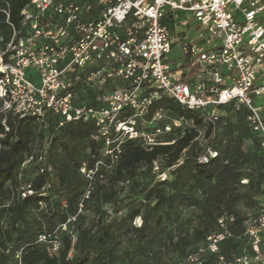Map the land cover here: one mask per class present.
Instances as JSON below:
<instances>
[{
  "label": "built area",
  "instance_id": "2783aa9c",
  "mask_svg": "<svg viewBox=\"0 0 264 264\" xmlns=\"http://www.w3.org/2000/svg\"><path fill=\"white\" fill-rule=\"evenodd\" d=\"M11 1L0 0L12 29L0 49V122L8 131L9 115L44 125L53 114L61 126L93 124L109 160L97 161L94 170L84 163L81 172L89 179L118 162L124 141L167 144L160 137L178 120L143 126L164 117L163 109L153 112L163 97L200 112L213 128L222 107L246 109L264 148V0H28L19 26ZM175 49L179 55L171 59ZM218 156L209 148L200 163ZM154 172L159 181L169 178L157 162ZM233 222L219 219L209 252L219 253ZM244 236L248 248L237 257L220 255L216 264H264V197ZM200 254L189 262L204 264Z\"/></svg>",
  "mask_w": 264,
  "mask_h": 264
},
{
  "label": "trees",
  "instance_id": "16d2710c",
  "mask_svg": "<svg viewBox=\"0 0 264 264\" xmlns=\"http://www.w3.org/2000/svg\"><path fill=\"white\" fill-rule=\"evenodd\" d=\"M27 3L11 1L17 26ZM3 7L0 2V49L12 36ZM159 109L204 127L209 145L200 147L196 127L177 137L166 133L160 141L167 144L152 148L127 140L118 162L101 167L92 180L81 172L83 164L94 170L97 161L109 160L104 141L94 139L93 124L61 126L62 118L53 114L44 125L9 115L8 131L0 122V264H168L170 253L186 264L197 252L204 264H216L220 255L240 256L248 248L244 233L249 219L240 217L237 208L253 207L255 217L264 197V148L248 125L246 109L222 107L215 128L200 112L168 97L154 104L153 112ZM209 148L219 156L201 164ZM156 162L169 171L166 181L158 180ZM33 163L36 175L28 179ZM143 169L154 180L142 186L138 176ZM129 181L140 190L122 197L119 187ZM137 196H144L138 207L131 205L128 215L119 218L126 202ZM188 210L192 212L184 218ZM224 216L234 218L232 236L214 254L207 250L208 237L220 233L218 221ZM137 217L139 227L132 225ZM126 241L131 242L128 249Z\"/></svg>",
  "mask_w": 264,
  "mask_h": 264
},
{
  "label": "rangeland",
  "instance_id": "374dc122",
  "mask_svg": "<svg viewBox=\"0 0 264 264\" xmlns=\"http://www.w3.org/2000/svg\"><path fill=\"white\" fill-rule=\"evenodd\" d=\"M179 55V50L175 49L170 57L171 59H175L177 56ZM164 117L163 118H157V120H155V122L152 125H148L143 123L144 127H150V128H154V127H164L165 125L169 124L172 122V120H178L179 121V126H173L172 131H173V135H175V137L179 136V135H183L188 129L191 128H197L199 130V136L197 138V141L199 142L200 147H206L209 145L211 139L206 137L205 134V128L204 127H197L194 122L192 120H187L185 118H181V117H176L173 114L169 113V112H164ZM232 120L237 122L238 119L237 117H235L234 115L232 116ZM165 161H163L164 163ZM36 163H33L29 166V173H28V179H32L35 177L36 175ZM143 174L138 176V179L140 181V183H142V186L147 184L148 182L154 180V176L151 172H148L146 169H143ZM247 181V180H245ZM242 183H248L247 182H242ZM121 192H122V197L126 196V195H130L132 196L134 193L138 192L140 190V188H137L135 186V184L133 185L132 181L126 182L125 184H121L120 187ZM144 199V196H137V198H134L132 200H129L126 202V205H129L127 207L126 210H124L123 212L120 213L119 218L121 217H126L128 215L129 209L132 206L134 207H138V205L140 204V202ZM192 210H188L185 211L184 213V218L188 217L191 214ZM237 212L238 215L240 217H244L246 219H250L254 216V214L256 213V209L253 207H245L243 205H240L237 208ZM5 221V220H3ZM132 225L139 227L141 225V220L139 219V217H137L133 222ZM130 237V235L128 236ZM129 241H126L124 243V249H128L130 246ZM129 244V245H128ZM168 264H184V259L182 256H179L178 254H174V253H170L169 257H168ZM118 264H128L127 261H121ZM186 264H193V263H186Z\"/></svg>",
  "mask_w": 264,
  "mask_h": 264
}]
</instances>
